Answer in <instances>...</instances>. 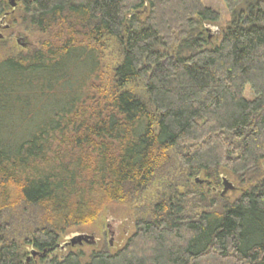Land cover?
<instances>
[{"label": "trees", "instance_id": "trees-1", "mask_svg": "<svg viewBox=\"0 0 264 264\" xmlns=\"http://www.w3.org/2000/svg\"><path fill=\"white\" fill-rule=\"evenodd\" d=\"M223 2L214 45L202 0L21 3L44 38L0 61V264H264V0ZM156 182L119 251L52 256Z\"/></svg>", "mask_w": 264, "mask_h": 264}, {"label": "rangeland", "instance_id": "rangeland-1", "mask_svg": "<svg viewBox=\"0 0 264 264\" xmlns=\"http://www.w3.org/2000/svg\"><path fill=\"white\" fill-rule=\"evenodd\" d=\"M25 0H5L11 2L13 11H9L7 16L0 18V61L13 53H26L36 50L39 42L44 38L42 34L37 33L33 29H28L21 25L17 9L21 10V3ZM29 1V0H28ZM202 5L210 8L220 15V20L216 24H206L208 36L214 45L220 39V34L229 24L230 15L225 7L223 0H202ZM142 13H146L142 12ZM141 17L143 15L141 14ZM111 47V44H110ZM113 52L111 47L106 51V63L110 65L112 59L107 57ZM247 97L251 96L249 91L246 92ZM221 178H224L226 188L224 199L232 202L243 191L233 177L226 171L221 170ZM196 179H203L198 177ZM223 187L218 189L222 192ZM161 192L160 182H156L153 186L132 203L127 204H110L104 207L98 219L87 226L78 227L66 232L59 240L57 248L52 252V256L61 259L69 253H81L85 260L93 252L102 249H108L111 254L119 251L130 240L135 232V222L140 217H147V213L151 212V205L157 199ZM80 238L77 243L71 245L72 238Z\"/></svg>", "mask_w": 264, "mask_h": 264}, {"label": "water", "instance_id": "water-1", "mask_svg": "<svg viewBox=\"0 0 264 264\" xmlns=\"http://www.w3.org/2000/svg\"><path fill=\"white\" fill-rule=\"evenodd\" d=\"M196 181H197V180H196ZM224 185L226 186V183H225ZM225 188H226V187H224V191H225ZM224 191H223V192H224ZM79 239H80V238H74V237H73V238L70 240L71 245H74L75 243H77V241H79Z\"/></svg>", "mask_w": 264, "mask_h": 264}]
</instances>
